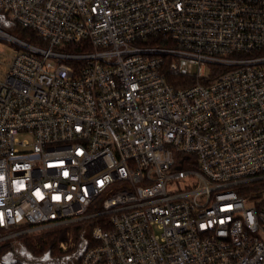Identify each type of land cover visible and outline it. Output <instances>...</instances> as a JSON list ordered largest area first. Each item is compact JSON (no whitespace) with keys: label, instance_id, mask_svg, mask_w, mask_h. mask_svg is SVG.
I'll list each match as a JSON object with an SVG mask.
<instances>
[{"label":"built area","instance_id":"1","mask_svg":"<svg viewBox=\"0 0 264 264\" xmlns=\"http://www.w3.org/2000/svg\"><path fill=\"white\" fill-rule=\"evenodd\" d=\"M0 16L42 42L0 28L17 46L0 228H20L0 243L83 226L81 264H264V0H0Z\"/></svg>","mask_w":264,"mask_h":264},{"label":"trees","instance_id":"2","mask_svg":"<svg viewBox=\"0 0 264 264\" xmlns=\"http://www.w3.org/2000/svg\"><path fill=\"white\" fill-rule=\"evenodd\" d=\"M13 28L14 35L20 39L35 45L42 44L31 30L17 24H14ZM24 228L26 226L22 227ZM17 230L20 228L10 231L0 228V236ZM90 240L91 236L84 233L83 226H66L36 234H23L15 241L0 243V264H44L47 260L53 262L49 264H81L83 253L93 244ZM63 243L70 245L66 251L61 248ZM22 251L25 253L24 257ZM25 257H30V261Z\"/></svg>","mask_w":264,"mask_h":264},{"label":"rangeland","instance_id":"3","mask_svg":"<svg viewBox=\"0 0 264 264\" xmlns=\"http://www.w3.org/2000/svg\"><path fill=\"white\" fill-rule=\"evenodd\" d=\"M13 23L9 22L8 19L5 16H0V28L4 29L5 32L9 33V34H14L13 33ZM17 52V46H15L13 44L12 41L10 40H2L0 39V81L4 80L10 65L12 63V59L14 57V55ZM188 71L192 74H196L198 69L195 66H188ZM18 242V240L16 241V243ZM20 243V242H19ZM18 246V245H17ZM70 247V245L68 246V248ZM73 248V246H72ZM21 249V248H19ZM22 255L24 257L25 253L22 251ZM30 257H25V259H27L28 261H30L29 259ZM51 261L47 260L44 264H49ZM53 263V262H51Z\"/></svg>","mask_w":264,"mask_h":264}]
</instances>
